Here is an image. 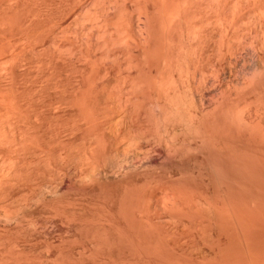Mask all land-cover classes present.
I'll list each match as a JSON object with an SVG mask.
<instances>
[{
    "label": "bare ground",
    "instance_id": "6f19581e",
    "mask_svg": "<svg viewBox=\"0 0 264 264\" xmlns=\"http://www.w3.org/2000/svg\"><path fill=\"white\" fill-rule=\"evenodd\" d=\"M263 76L264 0H0V264H264Z\"/></svg>",
    "mask_w": 264,
    "mask_h": 264
},
{
    "label": "rangeland",
    "instance_id": "374dc122",
    "mask_svg": "<svg viewBox=\"0 0 264 264\" xmlns=\"http://www.w3.org/2000/svg\"><path fill=\"white\" fill-rule=\"evenodd\" d=\"M259 121H262V120H259ZM260 123H262V124H260ZM260 123H259L260 126L263 125V128H264V122H260ZM249 149H250V151H249ZM261 153L262 154H260V152L259 153L257 152V154H256V153L253 152V150H251V148L248 147L247 148V152L245 151V157H246V160H247V162L244 165L245 168L244 167H241V168L237 167V170H236V168L234 166H232L231 164H226L225 165L226 168H225V166L223 167L224 168V171H222L220 177L219 176L216 177L215 174H213L214 175V178L211 180V183H209V185L207 184L208 183L207 181L204 182L205 179L204 180H199L200 183H202L201 184L202 185V188H203V186L205 188L206 187V184H207V187L208 186L210 187V188H207V189H209V191L211 193H213L212 191H214V192L221 191V193L225 192L226 196L229 197V198H231L230 200H232V199L233 200H236V201H233L232 200L235 203H238V201L240 202L242 200H245L246 202L251 203V202H256L254 200H257V201H260L258 203H261L262 206H264V199H263L264 198V195H263L264 194V175H263L264 173H262V172H264V151H262ZM208 171L209 170L207 169L206 172H208ZM259 171H261V172H259ZM240 178H242V180H240ZM214 179H216V181ZM244 180H246V181L243 182ZM199 181H198V184H196L198 186H199ZM235 181H236V183H235ZM245 183H248V184H245ZM201 185L199 186V188H201ZM240 186H241V188H240ZM249 201H251V202H249Z\"/></svg>",
    "mask_w": 264,
    "mask_h": 264
}]
</instances>
